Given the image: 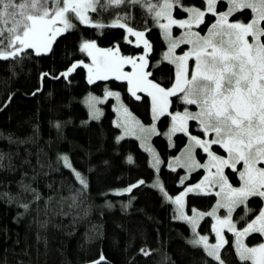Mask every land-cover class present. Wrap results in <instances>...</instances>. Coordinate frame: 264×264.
Here are the masks:
<instances>
[{"label": "trees", "instance_id": "obj_1", "mask_svg": "<svg viewBox=\"0 0 264 264\" xmlns=\"http://www.w3.org/2000/svg\"><path fill=\"white\" fill-rule=\"evenodd\" d=\"M184 2L202 6L201 0ZM205 7L206 4L203 5ZM225 9L223 3L218 4V10ZM111 11L107 9L102 15L90 13L92 21L105 24L102 29L75 22L77 27L57 36L51 52L47 54L36 56L34 51L28 50L32 55L20 63H17L19 57L17 60H0V152L10 154L16 165L15 172L0 173V190L15 195L23 179L45 200L49 196L56 199L60 195L67 196L68 186L76 188L79 183L71 170L63 167L62 161L57 165L56 159L57 156L68 155L73 167L88 176L89 203L92 205L89 215L82 217L78 215L79 209L65 204L63 211L68 215H50L47 229H41L35 223L36 205L32 206L30 213H25L16 203L0 201V264L5 258L7 264H91L101 255L105 258L103 264H161L165 255L169 257L166 264H203L205 259L210 264H217L207 257L203 248L189 243L193 239L190 225L175 219L173 204L164 195L167 192L168 196L175 197L186 185L198 182L204 175L203 170L186 176L183 169L173 171L168 168L169 159L180 154L188 143L183 133L174 135L172 145L164 137L163 133L170 125V115L159 119L160 133L152 140L161 159L156 172L150 165L148 151L140 146L138 140H118L120 130L114 122L113 98L102 105L100 118L91 116L84 103V100L88 102V95L98 97L116 92L137 119L144 124L151 123L150 98L145 94H141V100L134 98L125 81L108 79L89 83L84 66L89 57L81 51L83 43H95L100 49H119L123 56L138 57L143 53V47L127 42L125 29L108 26L116 19L109 15ZM118 14L127 16L125 12ZM174 14L177 17L187 15L179 9H175ZM237 18L249 21L250 10L234 13L230 20ZM214 20L211 14L206 15L205 21L209 26ZM127 23L134 29L146 30L152 45L148 55L149 69L161 86H170L174 66L162 60L166 42L146 7L133 9L132 19ZM200 30L203 35L207 33L204 25ZM158 62L159 66L153 68L152 65ZM73 64L78 67L67 78L61 75ZM44 73L51 75L43 76ZM53 76L59 78L54 79ZM38 88L41 89L39 92ZM171 100L172 112L185 108L175 96ZM56 124L61 128L57 129ZM190 131L199 134L195 121L190 123ZM9 137L12 141H29L31 138L35 143H14ZM41 150L47 153L41 159L50 161L52 168L38 169L40 175L33 181L32 167H37L36 153ZM213 151L221 156L227 154L218 145H213ZM197 153V158L203 162L207 155L200 149ZM129 156L132 157L131 163ZM24 158L30 160L31 166L22 165ZM224 173L234 187L240 185L237 173L228 168ZM140 180L145 183L133 188L132 193L124 192L126 187ZM117 192H123V195H116ZM21 199L30 201L32 196L25 193ZM216 200L214 194H189L187 211L192 213L193 207L208 211ZM38 203L42 209L43 201ZM108 203L113 206L108 208ZM248 203L257 207L260 199L253 197ZM56 210L59 211L58 208ZM40 219L45 217L41 215ZM199 232L213 240L210 217L202 220ZM38 234L41 237L39 241ZM262 241L263 236L253 233L247 244L254 246ZM141 248L152 254L145 256ZM222 258L226 264H242L231 242L223 248Z\"/></svg>", "mask_w": 264, "mask_h": 264}, {"label": "snow or ice", "instance_id": "obj_2", "mask_svg": "<svg viewBox=\"0 0 264 264\" xmlns=\"http://www.w3.org/2000/svg\"><path fill=\"white\" fill-rule=\"evenodd\" d=\"M219 3H223L226 10H217ZM201 4L199 7L192 6L184 0H0V60H17L19 57L17 63H20L32 55L28 50L34 51L36 56L51 52L56 37L75 29L77 25L74 21L77 19L82 24L102 29L105 24L93 23L86 13L91 10L102 15L104 11L111 9L109 15L115 16L116 19L108 26L126 29L129 35L136 37L137 47H140L142 41L144 54L134 58L120 55L119 49H100L95 43H83L81 51L86 52L92 59L91 66L84 65L88 68L89 83L94 80H106L112 76L117 80H125L129 86L128 91L137 100L142 99L137 95L138 92L151 98L154 119L171 115L169 137L176 132H181L187 137L188 145L175 157V166L169 167L173 171L179 167L189 172L204 168L208 172L194 188L188 187L185 192L176 196L174 201L178 206L179 219L191 225L194 237L198 236L189 243L193 247L202 245L207 257L212 261L226 264L221 257V250L229 244L223 235L226 228L236 238L235 253L242 264L249 261L251 264H264V243L249 247L243 242V238L252 233L264 236V0H201ZM204 4L206 9L203 8ZM145 6L153 23L163 31L164 40L167 41V51L163 53L162 60L174 65L170 86H161L153 71L149 69L146 57L152 45L144 39L145 32L134 31V27L128 26L127 23L132 19L133 9ZM174 9L187 13V19L174 18ZM245 9L250 10L249 21L245 22L243 18L230 20L234 13ZM120 12L127 13V16L119 15ZM208 14L215 18L210 26L205 21ZM161 20H166L167 23H161ZM201 25L205 26L206 35L195 30ZM173 26L182 29L183 34L174 36ZM181 45L190 47L187 50L181 49V54L177 55L176 49ZM190 60L194 61L191 65ZM125 65H130L132 71H123ZM158 66L159 62L152 65L153 68ZM76 67L78 65L73 64L61 75L67 78ZM49 75L51 74H43ZM40 90L38 88L37 92ZM106 95H115L119 100L118 93L107 92ZM174 96L184 105L194 108L185 107L183 111L169 113L170 98ZM88 103L95 117L98 113L95 105L102 101L90 97ZM124 111L127 113V109ZM189 121L197 123L199 134L189 132ZM56 128L60 129L61 125L56 124ZM139 133L159 134L154 125L150 128L141 126ZM9 140L14 143H35L31 138L29 141H12L9 137ZM213 145H218L227 155H216ZM196 149L207 155V164H202L196 159ZM36 156L37 167H32L33 181L40 175L38 169L52 168L50 161L41 159L42 156L46 157L47 153L41 150ZM128 160L131 163L132 157L129 156ZM61 161L63 167L70 169L79 183L76 188L68 186L67 196L60 195L58 199L49 196L45 200L36 188L21 179L15 195L10 191L0 190V201L16 203L25 213H30L32 206L36 205L35 223L41 229H47L50 215H68L63 211L65 204L69 208L79 209L78 215L87 217L92 207L89 203L88 176L73 167L68 155L57 156V165ZM159 164L160 160L154 156L152 166L157 168V171ZM22 165L31 166V162L24 158ZM238 165H241V168H238ZM225 168L238 174L239 186L234 187L229 183V178L224 173ZM213 169L215 171H212ZM5 171L15 172L16 165L10 154L0 152V173ZM24 176H27V173H24ZM144 183L145 181L140 180L131 184L124 192L132 193L133 188ZM214 187L219 189L214 193L219 200L210 212L197 211L193 207L191 211L194 215H185L184 199L188 193L196 191L197 194L211 195ZM160 191H164L162 185ZM25 193L31 194L30 201L21 199ZM116 195H123V192H117ZM164 195L167 197L168 193L164 192ZM253 197L260 199L257 207L248 203ZM40 201H43L42 209L38 203ZM112 206L111 203L107 204L108 208ZM220 209L227 211V216L223 219L217 216ZM237 209H240L238 213ZM234 213L235 222L232 219ZM41 215L45 219L41 220ZM205 215L217 221V225L213 227L216 237L214 244H209L207 236L196 233L198 218ZM237 224L241 225L242 230H237ZM40 239L38 234L37 240ZM44 243L47 247L46 239ZM140 251L145 256L152 254L145 248ZM168 259L165 255L161 264H166ZM104 260L101 255L91 264H103ZM3 264H7L6 258ZM203 264H210V261L205 259Z\"/></svg>", "mask_w": 264, "mask_h": 264}, {"label": "rangeland", "instance_id": "obj_3", "mask_svg": "<svg viewBox=\"0 0 264 264\" xmlns=\"http://www.w3.org/2000/svg\"><path fill=\"white\" fill-rule=\"evenodd\" d=\"M146 7V6H145ZM205 9H206V7H205ZM146 10H147V8H146ZM217 10H218V4H217ZM226 10V9H225ZM92 11L91 10H89L87 13H86V15L91 19V17H90V13H91ZM175 9L173 10V17L174 18H176V19H187V17H188V14L186 15V16H180V17H177V16H175ZM150 14V13H149ZM150 16H151V14H150ZM205 19H206V17H205ZM92 20V19H91ZM215 21V20H214ZM75 22H79V20L77 19V20H75L74 21V23ZM93 23H95L94 21H92ZM80 23V22H79ZM161 23H167V21L166 20H161ZM84 25H88V24H84ZM60 26H62V25H60ZM157 26V25H156ZM202 26V25H201ZM201 26L199 27V28H197V29H195L196 31H201L200 30V28H201ZM158 27V26H157ZM159 28V27H158ZM134 31H141V30H137V29H134ZM142 31H144L145 32V36H144V39H147L148 40V38H147V36H146V30H142ZM162 31V30H161ZM65 33V32H64ZM125 33H126V40H127V42H129V43H132V44H134V45H136V37L135 36H131V35H129L128 33H127V31H126V29H125ZM172 33H173V35L174 36H180V35H182L183 34V30L182 29H178V28H176L175 26H173V28H172ZM63 34V33H62ZM162 34H163V31H162ZM201 34H202V32H201ZM207 34V33H206ZM205 34V35H206ZM61 35V34H60ZM203 35V34H202ZM59 36V35H58ZM164 37V36H163ZM57 38V37H56ZM149 41V40H148ZM166 42V50L164 51V52H166L167 51V41H165ZM140 46L141 47H143V43H142V41L140 42ZM190 46H188V45H181L180 46V48H177L176 49V54L177 55H179V54H181V49H185V50H187L188 48H189ZM150 52H151V50H150ZM150 52H149V54H150ZM87 54V53H86ZM144 54V47H143V53L141 54V55H143ZM148 54V55H149ZM89 57V56H88ZM139 57V56H138ZM134 58H137V57H134ZM147 58V60H148V56L146 57ZM163 58V57H162ZM194 63V61H189V64L191 65V64H193ZM86 65H89V66H91L92 65V59H91V57H89V62H87L86 63ZM174 66V65H173ZM86 71H87V75H88V79H89V72H88V68L86 67ZM123 71H125V72H130V71H132V69H131V66L130 65H125L124 66V69H123ZM108 79H115V77L114 76H112V77H109ZM108 79H106V80H108ZM117 80V79H116ZM94 81H96V80H94ZM119 81H125V80H119ZM126 82V81H125ZM127 83V82H126ZM127 87H129L128 85H127ZM112 93H116V92H112ZM130 93V92H129ZM131 94V93H130ZM141 94H144V93H141V92H138L137 93V95H139V96H141ZM89 96V98L90 97H95L98 101H102V103H96V105H95V108L98 110V113H97V115L94 117V115H93V112H92V110L89 108V103L87 102L86 103V100H84V103H85V105H86V107L88 108V110H89V112H90V114H91V116L93 115V117L94 118H97V116L99 117V116H101L102 115V105L109 99V98H113L114 100H115V103H114V110H115V112H116V118H115V125L119 128V130H120V134H119V136H118V140H122V139H124V138H134V139H136V140H138V142H139V144H140V146L142 147V148H144L145 150H147L148 151V153H149V161H150V165H151V167L157 172V168H155V167H153L152 165H153V163H154V156L156 157V158H158L159 160H160V164H159V168H160V166H161V159H160V157H159V154H158V152L156 151V149L154 148V146H153V144H152V140H153V138L156 136V135H158V134H156V133H152V134H140L139 133V128L142 126V127H144V128H150V127H152L153 125L156 127V130H157V133H160V130H159V128H158V121H159V119L162 117V116H160V117H158L157 119H154L153 118V112H152V106H151V116H152V119H151V123L150 124H144V123H142L141 122V120H139V119H137L126 107H125V105L122 103V101H121V98H120V95H119V100H117L116 99V97H115V95H113V96H108V95H104V96H98V97H96V96H93V95H88ZM134 97V96H133ZM89 98L87 99V101H89ZM135 98V97H134ZM150 98V97H149ZM172 98V97H171ZM171 98H170V100H171ZM150 100H151V98H150ZM171 107H172V100H171V104H170V107H169V109H168V112L169 113H172V114H174L175 112H172L171 111ZM185 107H188L189 109H191V108H194V106H186L185 105ZM125 109H127V113H125ZM179 111V110H178ZM180 111H183V109L182 110H180ZM164 116V115H163ZM100 118V117H99ZM192 121H189V132H191L190 131V123H191ZM171 126H172V122H171V115H170V125H169V127H168V129L163 133V135H164V137L165 138H167V140L170 142V144L172 145L173 144V137H174V135L175 134H177V133H181V132H176L175 134H172L171 135V137H169V132H170V129H171ZM188 143H189V141H188ZM188 143H187V145H188ZM186 145V146H187ZM196 152H197V149H196ZM181 153V152H180ZM178 155H180V154H178ZM178 155H176V156H174V157H171L170 159H169V161H168V164H167V166H168V168L169 169H171L172 170V168L171 167H169V165H173V166H175L174 165V159H175V157H177ZM217 155V154H216ZM227 155V154H226ZM221 156V155H220ZM196 159L198 160V161H200L198 158H197V156H196ZM201 162V161H200ZM202 164H207L208 163V159H207V157H206V159L203 161V162H201ZM239 166V165H238ZM237 166V167H238ZM178 169H183V168H179V167H176V170H178ZM183 170H185L186 171V176H189L190 174H192L193 172H196V171H198V170H203L204 171V175L202 176V178L198 181V182H196V183H193V184H190V185H186L185 186V188H184V190L182 191V192H185L186 190H187V188L188 187H193L194 188V186L197 184V183H199V182H201L203 179H204V177L205 176H207L208 175V172L204 169V168H200V169H196V170H193V171H191V172H189L187 169H183ZM225 170H226V168L224 169V172H225ZM212 171H215V169H213ZM186 178V177H185ZM184 178V179H185ZM184 181V180H183ZM182 181V182H183ZM229 183H230V181H229ZM212 193L214 194L215 192H217V191H219V189H218V187H214V188H212ZM182 192L179 194V195H181L182 194ZM189 194H197V192L196 191H194V192H192V193H188L186 196H185V199H184V213H185V215H187V216H189V217H191L192 215H194V213L192 212V213H188V211H187V196L189 195ZM200 194H202V193H200ZM215 195V194H214ZM178 196V195H177ZM216 196V195H215ZM169 197L170 196H167V199L169 200ZM217 197V200H216V202L219 200V197L218 196H216ZM175 198H176V196L175 197H171V200H169L172 204H173V208H174V217H175V219H177V220H181V221H185V220H182V219H179V214H178V210H177V208H178V206L174 203V201H175ZM216 204V203H215ZM213 207H215V205L213 206ZM212 207V208H213ZM212 208L210 209V210H208V211H202V212H205V213H207V212H210L211 210H212ZM197 211H200V210H197ZM240 211V209H237L236 210V212L238 213ZM217 216H219L221 219H223V218H225L226 216H227V211L225 210V209H220L218 212H217ZM205 217H210V216H207V215H205L203 218H198V222H197V226H196V233H198L199 235H202V234H200V232H199V226H200V223L202 222V220L205 218ZM211 219H212V236H213V240L209 237V236H207L208 237V242H209V244H214L215 242H216V237H215V232L213 231V227L214 226H216L217 225V221H216V219L215 218H213V217H210ZM232 219H233V222H235V220H236V213H234L233 214V217H232ZM186 222V221H185ZM190 228H191V233H192V236H193V238H198V236L197 237H194V235H193V232H192V226L190 225ZM237 230H242V228H241V225L240 224H237ZM253 234V233H252ZM223 235H224V237H225V239L226 240H228L229 242H231L232 243V245L234 246V248H235V236L231 233V232H228L227 231V229L225 228L224 230H223ZM251 235V234H250ZM250 235H248V236H246V237H244L243 238V242L247 245V246H249V247H256V246H258V245H254V246H250V245H248L247 244V239H248V237L250 236ZM203 236H205V235H203ZM261 243H264V236H263V241L261 242ZM227 245V244H226ZM225 245V246H226ZM224 246V247H225ZM199 247H201V248H203V246L202 245H200ZM204 250V249H203ZM223 250V249H222ZM222 250H221V257H222ZM223 259V258H222ZM250 262V261H249Z\"/></svg>", "mask_w": 264, "mask_h": 264}]
</instances>
